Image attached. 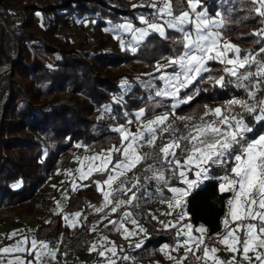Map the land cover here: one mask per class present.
Segmentation results:
<instances>
[{
  "label": "trees",
  "instance_id": "trees-1",
  "mask_svg": "<svg viewBox=\"0 0 264 264\" xmlns=\"http://www.w3.org/2000/svg\"><path fill=\"white\" fill-rule=\"evenodd\" d=\"M135 0H0V64L10 63L0 71V207H8L21 214L25 211L36 213V202L50 210L49 217H38V226L31 229L34 237H46L52 242L60 239L59 254L62 249L73 245L74 250L88 246L93 238L92 227L100 224L109 227L117 211L102 215L96 211V204L102 199L97 180H104L105 172H93L73 190L68 189V199L61 209L55 204L57 186L51 192L44 189L48 176L55 169H63L73 156L77 144L82 142L85 150L106 148L121 143L114 125L134 118L135 110L144 108L145 115L161 110L175 112V117L193 116L194 121L209 109L222 106L236 98L247 100V92L236 86V78L223 72L219 61H208L209 71L202 73L187 88L181 89L179 98L192 96L193 99L173 110L172 97H157L156 90L163 84L158 79L154 61L163 56L178 55L183 47L176 41L182 34L166 28V37L150 32L143 41H136L131 49L121 48L116 39V31L111 26L123 20L140 22L139 14L150 16V7L145 3L135 4ZM187 0H171L173 13H178ZM208 14L217 10L223 25L218 29L222 36H229L242 50L240 55L256 49L263 39L255 24H261V16L255 12L253 0H201ZM137 5V7H133ZM199 5V6H200ZM198 6V7H199ZM38 14L42 16V21ZM93 16L84 38L72 39L60 36L61 25L70 26L76 19ZM5 20L9 28L4 25ZM106 29H109L106 31ZM136 51L133 52L132 48ZM258 60L264 61V52L256 51ZM129 60L131 67L122 62ZM172 68V67H170ZM169 69V68H167ZM256 71V65L247 66L241 72ZM151 73L149 76L147 74ZM224 76V86L208 81V77ZM126 80L127 91L121 86ZM259 77H253L245 84L251 86ZM149 82H151L150 86ZM61 92V93H60ZM264 98V83L256 90L255 100ZM159 105V107H156ZM110 112L102 119L99 112ZM127 113V115H125ZM234 113L244 116L245 123L252 131L247 138L264 132V121L255 120L239 106ZM205 118V117H204ZM171 119L170 118V122ZM185 122L175 120L178 134L185 132ZM158 140L156 147L144 146L152 156L127 172L132 178L138 172L141 181L145 177L148 163L158 164L159 147L167 141ZM116 153V152H115ZM179 155V150H177ZM118 154L116 153L114 157ZM230 165H213L209 179L193 189L186 197V218L194 225H203L207 232L215 231L226 212L224 202L229 192H220V173ZM172 177L168 184L177 183ZM120 178V177H119ZM163 197L169 196L167 186L159 183ZM46 195V196H44ZM79 211L80 226L73 232L64 222L65 211ZM149 205L139 203L135 208L137 219L146 223V235L140 240V247L132 249L138 259L153 258L158 254V244L171 242L174 234L169 228L156 227V220L150 214ZM87 253V252H85ZM159 255V254H158ZM236 256V262L239 261ZM235 262V263H236Z\"/></svg>",
  "mask_w": 264,
  "mask_h": 264
},
{
  "label": "snow or ice",
  "instance_id": "snow-or-ice-1",
  "mask_svg": "<svg viewBox=\"0 0 264 264\" xmlns=\"http://www.w3.org/2000/svg\"><path fill=\"white\" fill-rule=\"evenodd\" d=\"M201 0H188V8L180 12L179 15L173 14L171 0H152L151 7L156 9V15L159 18L164 16L169 17L165 20L168 29L177 30L182 34V39L176 41L183 45L184 51L175 57H169L167 64H157L155 71L160 73L158 79L162 80L164 87L156 90L157 97H172L174 103L171 108L175 110L181 104L192 100V96H187L184 99L179 98L181 89H185L193 81L200 77L202 73L209 71L207 67L208 61H219L223 67V72L227 75L236 78V86L244 89L247 92L248 99L233 98L224 105L214 109H209L205 105V112L199 118V122H193V116L175 117V112H163L160 115H155L152 119H148L140 123V127L136 132H130L125 125H120L113 130L120 134L122 148L113 146L106 153H100L92 157H85L84 160L89 161L87 171L78 168L80 178L86 179L93 172H105L112 165V171L115 174H109L108 178L103 181L111 191H104V206L112 204L110 199L112 191H131L125 189L123 182L119 188L113 189L112 185L119 177L124 176L127 172L136 168L142 161L149 159L151 153H142L141 148L145 145L148 147H156L158 140H163L164 134L168 133L169 138L159 147L157 158L166 163L173 173V177L178 178L186 187H169L168 190L172 193L171 199L168 201L170 209L183 208L186 206V197L190 192L197 188L203 180L209 179L208 173L213 165H230V172L225 169V174L219 179L222 181L219 185L220 192H230L231 196L228 203V212L223 220L225 234L216 235V239L222 245H225L228 251L233 253H242L243 260H250L249 252L256 253V260L259 264H264V253L258 252L257 249H264V134L259 135L255 139H248L247 133L252 131V128L245 123L244 116L240 113H234L235 106H239L248 114L259 113L254 116L257 121H264V99L256 101V90L264 83V61L258 60L257 57L250 52L241 56V49L231 42L224 41L220 31L214 30L220 28L224 21L211 19L206 11H197ZM257 4L254 10L260 16H264V0H253ZM159 4V7L157 6ZM137 7V5H133ZM220 13H217L219 16ZM195 17V18H193ZM140 20L147 24L146 28L133 29L131 24H123L118 27L124 31H133L134 38L139 42L143 41L150 32L159 33L161 37H166L165 26L160 23H148L144 16ZM191 27V31L187 30ZM109 29H106V31ZM138 34V35H136ZM264 35V31L256 33ZM123 43V42H122ZM135 52L136 48L133 47ZM264 52V48H261ZM229 53H232L229 56ZM256 65V71L241 72L247 66ZM176 66L175 71L167 73L163 71L166 68ZM151 76L152 74H147ZM253 77H259L254 83L249 86L245 81H250ZM208 81L216 85L224 86V76L218 78L209 76ZM150 86L151 82H149ZM122 88L128 90L130 85L126 80L121 81ZM156 107H159L157 105ZM145 109L141 108L135 112L136 121H141L145 115ZM127 115V113H125ZM213 116L216 119L206 120L204 117ZM170 118L171 119L170 122ZM185 122V132L178 134V129L175 127V120ZM128 123H132L131 120ZM79 146V145H78ZM179 150V155L177 153ZM119 152L123 159L116 160L113 164L112 154ZM99 161V164L96 163ZM83 165V161H81ZM153 165H149L147 170H152ZM189 173H193L195 179H189ZM71 175V173H69ZM154 179H157L165 186H168V180L172 177H166L164 171L157 170L153 172ZM76 184L73 183V190L76 189ZM98 190L100 185H97ZM135 187V185H133ZM135 193L127 201L120 200L115 202V207L112 212L117 211L121 204H130L134 199ZM59 210V205H58ZM96 211H102V208H97ZM78 217L80 213H74ZM130 213H125V218L129 217ZM171 215V213H168ZM187 216L186 212H181L180 219L183 220ZM229 217L231 218L229 220ZM65 220L70 224L75 223L74 220L69 221L65 216ZM109 223H113L109 221ZM133 224L137 222L132 220ZM230 223H235V227H230ZM176 227L177 225L166 224L165 227ZM124 228L123 224L119 225ZM139 227V226H138ZM187 229V231H183ZM140 231H144L140 227ZM192 225L186 224L182 226V230L177 235H184L187 239L184 240L186 251H192L194 246L196 249L203 247V256H198L197 259L204 260L205 264L211 261L212 264H224L217 258L216 247L209 248L204 240V235L207 229L201 225L195 231L200 233V236L192 235ZM19 230L10 234L16 236ZM241 233L243 235L241 236ZM135 234L124 228L123 235L125 239L128 236ZM107 240V237H103ZM27 237L17 241L15 245L0 248V264H3L4 254L11 253H35L34 259L36 264H42L41 258L47 254L55 258V251L51 249L47 242L30 241L31 247H24L28 244ZM140 243L136 244L139 248ZM168 246L165 245L161 251L167 255ZM96 245H93L89 251H95ZM106 251H110L115 255V247L107 248L99 252L100 256H104ZM195 255V253H193ZM127 258V257H125ZM172 259V257H168ZM236 257L233 256L228 264H235ZM7 264H33L32 260L25 261L20 256H15L8 260ZM108 264H114V261L109 260ZM177 264H180L177 261Z\"/></svg>",
  "mask_w": 264,
  "mask_h": 264
},
{
  "label": "crops",
  "instance_id": "crops-1",
  "mask_svg": "<svg viewBox=\"0 0 264 264\" xmlns=\"http://www.w3.org/2000/svg\"><path fill=\"white\" fill-rule=\"evenodd\" d=\"M256 7H258L257 4H256ZM187 8H188V0L186 2L185 8L180 10V12L187 10ZM153 10L154 9H152V11ZM155 11H156V9H155ZM188 11H190V10H188ZM197 11H206V13L208 15L207 9H205V4L200 5L199 9H197ZM180 12H178L177 14H175V13L174 14L179 15ZM153 17L154 16L150 17L149 19L147 18L148 23L154 22ZM193 18H195V17H193ZM130 21L131 20H123L122 22H118L117 25L111 26V28L113 29V31H116V33L117 32L125 33V35H127V38L129 40L130 39L129 34L131 35L132 31H124L121 28H119L118 26L123 25V23L128 24ZM261 21H262V23L259 25L260 32L264 31V16H261ZM129 24H131V22ZM164 25H165V30H166L167 26H166V24H164ZM145 26L147 27L146 24H145ZM146 27H143V28H146ZM133 29H136V28L133 27ZM214 30H216V29H214ZM132 34H134V33H132ZM133 37H134V35H133ZM133 41L136 42L137 40L134 38ZM134 42L133 43L131 42V44H130L131 47L134 44ZM183 51H184V48L182 47L181 52H183ZM159 59H163V57L159 58ZM154 64L156 67V63H154ZM159 75H160V73H159ZM136 110H139V109H136ZM73 172L74 171L69 169V168L58 169V170L56 169L53 171V173H51V176H49L47 178L45 183H43L44 188L51 185L52 182H54V181L55 182L53 185L58 184V186H57L58 191L56 194L57 196H56L55 204H56L57 208L59 205V209L62 208V206L65 204L66 200L68 199V195H67L68 189L70 187L73 188V186L70 185L75 180V177L73 176ZM69 173H71V175H69ZM71 177H72V179H71ZM66 178H67V180H63V181L61 180V179H66ZM77 182L78 183L76 184V186L80 185L81 179H80V181L78 180ZM218 188H219V186H218ZM229 194H230V192H229ZM229 194H227V195H229ZM36 206L38 207V211L36 213H33L31 211H25V212H22L21 214H17L16 210L6 207L7 209L14 211V213L8 214V215H4V214L0 215V248L15 245L17 241L21 240L24 237H27L29 240V243L25 244L24 247H26V248L31 247L30 241L32 239H36L37 241L47 242L49 247L55 251V258L53 259L52 256L45 254L41 258L42 264H108V261L109 260H112V261L115 260L117 254L119 253L120 248L117 245L118 243H117L116 239H117L118 235L122 236V237L124 236L123 235L124 228L128 229L130 232L134 231V233H135L133 235L128 236V241L131 243V248L129 250V254L130 253L133 254L132 249L135 248L136 244L140 242L141 238H144V236L147 234L145 226H142L144 231H140L141 226L138 227V225H140L139 223H141V224L143 223L141 221V219H138L139 223H136L134 225H127V223L117 222L114 226L116 228L115 234H113V232L109 230L110 226L106 228V227H103L100 224H98L97 226L92 227L93 238H92V240L89 241L88 246H86L84 248H79L80 249L79 252H76V250H74V248H73V245H70V246L62 249L61 255H60L59 250H58V244H59L60 239H57L55 242H52L49 239H46V237L37 238V237H34L33 235H31V233H30L31 229L33 230L38 226V224H39L38 223V217L42 216L45 219H47L49 217V214H50V210L42 203V199H40V201L36 202ZM185 210H186L185 207L180 208L178 212L174 211V209L168 210L167 208H165V210L161 213V214H163L164 217L154 216V214L150 213L151 216H153V218L155 220H157L156 224H155L156 227L166 228L165 227L166 224L177 225L176 227H172V226L167 227L174 234V238L172 239L171 242L163 241V242L158 244V254L159 255L157 254V256L155 255V256H153V258H146V259H141V258L138 259L137 258V261H138L137 264H177V261H179L180 264H186L183 261V259H179L178 257H175V256H171L172 259H169L168 257L164 258V256H163L164 252L161 251V249L165 245H167V243L175 245V246L184 245V240L187 239V237L184 235H179V236L177 235V233L182 230L183 225L191 224L192 229H193V231H192L193 236H197V237L200 236V233L196 232L195 229L199 228L201 225H198L196 223H194V225H193L186 218V216L183 220H181L179 218L181 212H186ZM228 210L229 209H226L225 214L222 215L221 223L219 224V227L216 229V233L220 234L221 236H223L225 234V231H226L222 222L225 219L226 213L228 212ZM77 212L80 213L79 211L69 210V211H65L63 214L64 222H66L70 226L69 230L73 231V232L77 229V227L80 226V223H81L79 221V217H76L73 215L74 213H77ZM168 213H171V215H168ZM65 216H67L69 218V221L74 220L75 223L70 224L68 221L65 220ZM230 219L231 218L229 217V220ZM138 220H136V222H138ZM120 224H123L124 228H120L119 227ZM229 226L235 227V223H230ZM17 230H19L18 234L16 236H12L11 238H9L10 234L13 232H16ZM183 231H187V229H183ZM242 235H243V233H241V236ZM103 237H107V240H103L102 239ZM93 245H96V250L95 251H89V249L92 248ZM189 246H192V245H189ZM207 246L209 248L216 247L218 249V252L216 253L217 258L220 261H223L224 264H228V262L230 260H232L233 256H235V257L238 256L240 258L239 261L237 260V262L235 264H259V262L256 260V253H254V252H249L248 255L250 257V260H243L241 258L242 253H240V252L233 253L231 251H228L225 245L221 244L218 247L216 245L208 244ZM112 247H115V249H116L115 255H113V253L110 251H106L104 256L99 255V252L101 250H104L107 248H112ZM257 251L264 253V249H257ZM85 252H87V253H85ZM34 255H35L34 252L31 254L28 252L4 254L3 264H7L8 260L13 259L15 256L22 257L26 262L29 260H32L33 264H36V261L34 259ZM208 264H212V262L208 261Z\"/></svg>",
  "mask_w": 264,
  "mask_h": 264
},
{
  "label": "rangeland",
  "instance_id": "rangeland-1",
  "mask_svg": "<svg viewBox=\"0 0 264 264\" xmlns=\"http://www.w3.org/2000/svg\"><path fill=\"white\" fill-rule=\"evenodd\" d=\"M146 2V3H145ZM135 4H141V5H143V3H145L146 5H147V7H150V12L152 13L150 16H148V14H139L138 15V19L140 20V17L141 16H144V17H146L145 19L147 20V18L149 19L150 17H152V16H154L153 17V21L155 22V23H160V24H162V25H164L165 23V20H167V19H169V17H167V16H164L163 18H159V17H157L156 16V11H155V9L154 8H152L151 7V4H152V0H135V2H134ZM186 6V5H185ZM158 7H159V4H158ZM185 8V7H184ZM183 8V9H184ZM152 9H154L153 11H152ZM197 9H199V7H197ZM206 9V8H205ZM182 10V9H181ZM187 10H190V9H188L187 8ZM180 12V11H179ZM208 12V11H207ZM217 13H219L217 10H215V12H213L212 14H208V17L209 18H211V19H216V20H220L219 19V16H217ZM174 14V13H173ZM177 14V13H176ZM175 15V14H174ZM38 16H39V19L42 21V16H40V14H38ZM94 18H93V16H91V15H89V16H87V17H83L82 19H76L75 20V22L74 23H72L70 26H66V25H61L60 27H59V34H60V36H67V37H70V38H72V39H76V38H80V39H83L84 38V34H85V31L86 30H88L89 29V26H90V23H91V21L93 20ZM131 22V25L134 27V28H143V27H146L145 26V23H143V22H141V20H140V22H134V21H130ZM129 22V23H130ZM128 23V24H129ZM153 23V22H152ZM124 24V23H123ZM143 25V26H142ZM147 25V24H146ZM165 26V25H164ZM219 29V28H218ZM218 29H216L217 31H219ZM253 30H257L258 32H260V28H259V24H255V26H253V28H252ZM187 30H189V31H191V27L189 26L188 27V29ZM166 31V30H165ZM132 33H133V31H132ZM131 33V35L129 34V40H128V38H127V35H125V33H122V32H117L116 33V39H118V41H120V45H121V48H124V49H126V50H128V49H131V42L133 43L134 41V37H133V35L134 34H132ZM158 34V33H157ZM138 35V34H137ZM263 36V39H262V41L260 42V45H258L257 47H256V49L255 50H253V51H251L250 53L251 54H253V55H256V51L257 50H261V48H264V35H262ZM223 37V39H222V41H221V43H223L225 40L226 41H228V42H231L232 44H235V45H237L236 43H235V41L234 40H232V38L231 37H227V36H222ZM123 42V43H122ZM182 52L180 51V53L178 54V55H180ZM249 53V52H248ZM248 53H245V54H243V55H246V54H248ZM232 55V53H229V56H231ZM242 55V56H243ZM175 56H177V54L176 55H173V56H161V57H159V58H162L163 57V59H156L155 61H154V63H156V65L159 63V64H167L168 63V58L169 57H175ZM161 60V61H160ZM158 61V62H157ZM220 63V62H219ZM122 64L126 67V68H130L131 66V62L129 61V60H124L123 62H122ZM221 64V63H220ZM9 65V63L7 64V63H2V64H0V69H2V68H5V67H7ZM222 65V64H221ZM154 66H155V64H154ZM222 66H224V65H222ZM207 67H208V65H207ZM175 70H177L176 69V66H173L172 68H169V69H164L163 71H165V72H167V73H172L173 71H175ZM121 81L123 80L122 78L120 79ZM120 81V82H121ZM162 87H164V83L159 87V88H162ZM158 88V89H159ZM61 93V92H60ZM264 99V98H263ZM172 103H174V99L172 100ZM216 107H218V105L217 106H215V108ZM137 111V110H136ZM163 112H165V109L164 110H161L160 112H156V113H154V114H149L148 116H144V117H142L141 118V121H136V118H135V115H134V118L131 120L132 121V123H128V121L130 120V119H127V121L126 122H120V123H118V124H116V125H114L113 127L114 128H116V127H118V126H120V125H125V127L126 128H128V130L130 131V132H133V133H135L136 132V130H137V128L138 127H140V123L141 122H143V121H146V120H148V119H152L155 115H160V114H162ZM106 112H103V110L101 111V112H99V114H98V116H102L103 114H105ZM204 119H206V120H211V119H216L215 117H213V116H208V117H205ZM199 122V121H198ZM261 134H264V132H260L257 136H255V137H253V138H250V139H255L256 137H258L259 135H261ZM120 135V134H119ZM249 139V138H248ZM166 142V141H165ZM164 143V142H163ZM79 145V146H78ZM113 146H116V147H120V148H122V145H121V143H119V144H117V145H109L108 147H106V148H101V149H94V150H85V145H84V143H82V142H80V143H78L77 144V148H76V150L73 152L74 154H73V156L72 157H70L68 160H67V163L65 164V166H64V168L63 169H67V168H69V169H71V170H73L74 172H73V176L75 177V180H74V182L73 183H75V184H77L78 182V180L80 181V172H78L77 171V169L78 168H82V170L83 171H87V167H88V164H89V161H86V160H84V158L85 157H92V156H94V155H97V154H100V153H106L107 152V150L108 149H110V148H112ZM141 152L142 153H147V151L144 149V147H142L141 148ZM118 154L116 157H114V155L115 154ZM114 152L113 154H112V157H113V164L115 163V161L116 160H119V159H123V157H122V154L121 153H119V152ZM81 161H83V165L81 164ZM96 163L97 164H99V161H96ZM149 165H153V168H152V170H148L147 172H146V174H145V177H146V179L148 180V182H143V181H141L140 180V178L139 177H137L138 175V172H136V174H135V176H133L132 178L130 177V175H124V176H121L115 183H113V185H112V188L113 189H117V188H119V186H120V183L121 182H123V186H124V188L125 189H130L131 191H119V190H117V191H112V193H111V196H110V199L113 201V203L112 204H108L107 206H104V195H103V192L104 191H111L109 188H108V186L107 185H104L103 184V181H105L107 178H108V175L109 174H115V172H113L112 171V165H110V170H108V173L106 174V176H105V178H104V180H97V184L99 183V185H100V192L102 193V199L100 200V202H98L97 204H96V206L95 207H97V208H102V215H104V214H106V213H109L110 211H111V209L113 208V207H115L116 205H115V202L116 201H120V200H124V201H127L128 199H129V197H131L132 196V194L133 193H135V197H134V199H132V203H130V204H127V203H125V204H121L122 205V207L124 208V207H127V208H129V209H131L133 212V215H134V217H135V219L136 220H138L137 219V217H136V214L134 213L135 212V208L137 207V205L140 203H146V204H148L149 205V209H150V213L151 214H154V216H158V217H164L163 216V214H161L164 210H165V208H167L168 210H172V209H170L169 208V206H168V201L171 199V196H172V193L170 192V194H169V196H165V197H163V192L164 191H162L161 190V187H160V185H159V183H162L161 181H159V180H157V179H154V178H152L153 177V172L154 171H157V170H162V171H165V170H167V172L169 173V174H171L172 173V171L169 169V167H168V165L166 164V163H164V162H159L158 164H154V163H148V166ZM147 166V167H148ZM56 170V169H55ZM58 170V169H57ZM66 173V172H65ZM225 173L223 172H221L220 173V177L221 176H223ZM49 176H51V174L49 175ZM48 176V177H49ZM71 179H72V177H71ZM189 179H195V176H194V174L193 173H189ZM47 180V179H46ZM62 181L63 180H67V178L66 179H61ZM55 182V181H54ZM54 182H52V184L51 185H49L48 187H45L44 189L47 191V192H51V190H52V188L54 187ZM65 182V181H64ZM222 181L219 179V181H218V186L220 185V183H221ZM73 183H71L70 185L71 186H73ZM133 185H135V187H133ZM78 186V185H77ZM186 187L185 185H183L181 182H180V180L178 179V182L177 183H172V184H168V186H167V188H169V187ZM58 191V190H57ZM230 196H231V193L229 194V195H227L226 197H225V199H224V202H225V205H226V208L225 209H229L228 208V203H227V201L229 200V198H230ZM120 205V206H121ZM119 206V207H120ZM118 207V208H119ZM179 209L180 208H177V209H174V211H176V212H178L179 211ZM157 221V220H156ZM137 223H139V220H138V222ZM140 225H138V226H145L146 225V223H139ZM196 228V227H195ZM137 230V229H136ZM193 235V234H192ZM118 237H119V235H118ZM124 237V236H123ZM125 238V237H124Z\"/></svg>",
  "mask_w": 264,
  "mask_h": 264
},
{
  "label": "built area",
  "instance_id": "built-area-1",
  "mask_svg": "<svg viewBox=\"0 0 264 264\" xmlns=\"http://www.w3.org/2000/svg\"><path fill=\"white\" fill-rule=\"evenodd\" d=\"M112 113L106 112L105 115L102 116V119H106L107 117L111 116ZM46 196V195H44ZM133 211L127 207L122 208L119 212H117L114 217L112 218V224L109 227V230L115 234L116 228L114 227L117 222L121 223H127V225H134L132 223V220H135V217L132 213ZM14 211H11L7 209L6 207L1 206L0 207V215H8V214H13ZM125 213H130L131 215L127 218H125ZM136 221V220H135ZM216 230L215 231H210L204 236L205 243L211 244V245H216L220 246L218 240L216 239ZM117 245L120 248L119 253L117 254L114 264H137V258L133 254H129V250L131 248V243L128 241V238L125 239L122 236H117ZM167 255H165V252L163 254L164 258L175 256L178 257L179 259H183V261L186 264H205L204 260L202 259H197L198 256L202 257L203 256V247L200 249H196L194 246H188L192 247V251H186L184 245H172L167 243ZM195 253V255L193 254ZM127 257V258H125Z\"/></svg>",
  "mask_w": 264,
  "mask_h": 264
},
{
  "label": "water",
  "instance_id": "water-1",
  "mask_svg": "<svg viewBox=\"0 0 264 264\" xmlns=\"http://www.w3.org/2000/svg\"><path fill=\"white\" fill-rule=\"evenodd\" d=\"M2 22H4V25L5 26H7V28H9V26L7 25V23L5 22V20L4 19H2ZM10 29V28H9ZM11 63V62H10ZM10 63H9V65H10ZM8 67V66H7ZM7 67H5V68H7ZM4 68H2V69H0V71H2Z\"/></svg>",
  "mask_w": 264,
  "mask_h": 264
}]
</instances>
